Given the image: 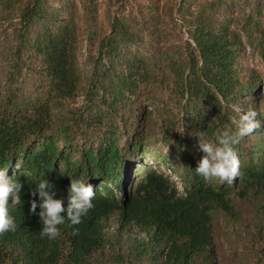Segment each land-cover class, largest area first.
<instances>
[{
    "label": "trees",
    "instance_id": "16d2710c",
    "mask_svg": "<svg viewBox=\"0 0 264 264\" xmlns=\"http://www.w3.org/2000/svg\"><path fill=\"white\" fill-rule=\"evenodd\" d=\"M101 1L0 0V169L23 185L0 264H222L215 220L229 236L236 201L256 215L245 264H264V0H104L105 23ZM237 108L260 122L233 146L243 179L206 181L196 134L235 133ZM70 179L94 207L42 239L31 192L47 180L66 208Z\"/></svg>",
    "mask_w": 264,
    "mask_h": 264
},
{
    "label": "clouds",
    "instance_id": "9594fccd",
    "mask_svg": "<svg viewBox=\"0 0 264 264\" xmlns=\"http://www.w3.org/2000/svg\"><path fill=\"white\" fill-rule=\"evenodd\" d=\"M239 113L238 130L235 133L229 131H218L216 134V143L208 142L202 135L196 134L198 139V150L203 155L197 162L195 173L202 176L206 181L219 180L221 183L233 185L237 179H243V173L240 170V160L234 150V145L238 144L242 138L253 134L260 128V122L255 119L257 112L252 109L243 111L237 108ZM145 159L142 158V161ZM151 164L150 161H147ZM159 169L176 183L179 192L183 193V186L180 179L175 176L169 168L159 165ZM6 169H0V236L7 232H14L17 225L9 215V198L13 207L22 205L21 191L23 185L19 180H13L6 175ZM68 204L65 208L61 199L54 198L56 192L53 186L47 181L42 180L38 187L31 192L32 197H39V203L36 199L30 200L29 213L38 215L42 224L40 237L47 238L50 241L56 240L60 235L59 225L65 221V216L71 225H79L82 218L85 217L90 209L94 207L92 200L95 196V190L91 184H86L78 179H70L68 188ZM37 208L39 212L37 213ZM112 221L115 222L114 219ZM110 222L108 231L116 228L115 224ZM74 235L79 234V229L74 228Z\"/></svg>",
    "mask_w": 264,
    "mask_h": 264
},
{
    "label": "rangeland",
    "instance_id": "374dc122",
    "mask_svg": "<svg viewBox=\"0 0 264 264\" xmlns=\"http://www.w3.org/2000/svg\"><path fill=\"white\" fill-rule=\"evenodd\" d=\"M100 19L105 23L107 18V6L105 1L102 0L100 4ZM85 33L83 35L82 49L80 52V63L85 72H88L90 69V64L85 61L86 55V40ZM249 49L246 47V51L241 59L243 66L255 67L259 71L263 72V64L260 61L259 57L256 55H251ZM264 88V86H263ZM173 178H176V174L172 173ZM236 209L238 211V218L232 222L231 233L226 236L224 232H227L228 224H231V221L226 219L222 214L216 216L215 229L218 231V253L221 258L222 264H245L246 263V245H247V232L250 227H252L256 215L255 210L252 206H249L242 201H236ZM112 223L115 224L114 221ZM135 233L133 232V235ZM139 236H142L140 234ZM232 248L237 252V255L234 258H231ZM249 259V258H248ZM251 263V260H250Z\"/></svg>",
    "mask_w": 264,
    "mask_h": 264
}]
</instances>
